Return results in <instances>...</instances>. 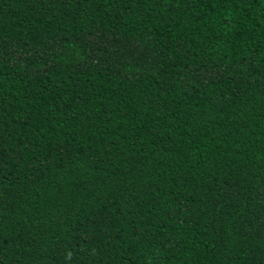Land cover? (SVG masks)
Returning <instances> with one entry per match:
<instances>
[{"label": "trees", "instance_id": "1", "mask_svg": "<svg viewBox=\"0 0 264 264\" xmlns=\"http://www.w3.org/2000/svg\"><path fill=\"white\" fill-rule=\"evenodd\" d=\"M0 264H264V0H0Z\"/></svg>", "mask_w": 264, "mask_h": 264}]
</instances>
